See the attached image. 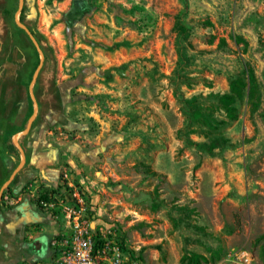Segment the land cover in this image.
<instances>
[{
  "label": "rangeland",
  "instance_id": "1",
  "mask_svg": "<svg viewBox=\"0 0 264 264\" xmlns=\"http://www.w3.org/2000/svg\"><path fill=\"white\" fill-rule=\"evenodd\" d=\"M19 2L0 0V255L5 213L62 221L79 197L127 264H264V0Z\"/></svg>",
  "mask_w": 264,
  "mask_h": 264
},
{
  "label": "built area",
  "instance_id": "2",
  "mask_svg": "<svg viewBox=\"0 0 264 264\" xmlns=\"http://www.w3.org/2000/svg\"><path fill=\"white\" fill-rule=\"evenodd\" d=\"M58 219L59 210L54 204H42ZM83 201L77 197L75 205L69 203L60 213L65 232L50 242L52 259L47 264H127V257L119 244L103 239L90 228L84 217ZM226 260L232 264H252V254L245 250H233Z\"/></svg>",
  "mask_w": 264,
  "mask_h": 264
},
{
  "label": "crops",
  "instance_id": "3",
  "mask_svg": "<svg viewBox=\"0 0 264 264\" xmlns=\"http://www.w3.org/2000/svg\"><path fill=\"white\" fill-rule=\"evenodd\" d=\"M51 156L40 164H47ZM6 232L0 264H47L52 259L50 242L65 232L63 221L26 204L18 213H5Z\"/></svg>",
  "mask_w": 264,
  "mask_h": 264
},
{
  "label": "water",
  "instance_id": "4",
  "mask_svg": "<svg viewBox=\"0 0 264 264\" xmlns=\"http://www.w3.org/2000/svg\"><path fill=\"white\" fill-rule=\"evenodd\" d=\"M19 1H20V2H19V8H18V12H17V14L20 12V10L22 9V6H23V0H19ZM17 14H16V17H15V22H16V24H17L18 26H20V28H22V29L26 32V34L29 36V38H30L31 41L33 42L35 48H36L37 51L40 53V55H41V59H43L42 52H41V50H40V48H39V46H38L36 40H35L34 37L31 35V33L29 32V30H28L23 24H21V23L18 21V19H17ZM41 65H42V61L40 62V65H39V67H38L37 70H36V74H35L34 80H35L36 75L38 74V72H39V70H40V68H41ZM30 96H31L32 100L34 101L35 99H34V96H33V93H32V91H31V89H30ZM35 111H37V106H36V104H35ZM32 122H33V117L30 118V120H29V122H28V127H27L26 130H24L22 133H27V132L29 131V128H30ZM17 136H18V135H15V136L13 137V140H12V141H13L14 145L20 150V152L23 153L22 150H21V148H20V146H19V144H18V142H17ZM14 176H15V172H14L12 178H11V179H10L5 185H4L3 188H5V187L7 186V184H9V182L13 179Z\"/></svg>",
  "mask_w": 264,
  "mask_h": 264
},
{
  "label": "trees",
  "instance_id": "5",
  "mask_svg": "<svg viewBox=\"0 0 264 264\" xmlns=\"http://www.w3.org/2000/svg\"><path fill=\"white\" fill-rule=\"evenodd\" d=\"M232 91L233 93L238 94V89L236 88V85L233 86ZM224 100H225V105L227 106L229 117L233 118L234 116L232 112L234 111V108L231 106L233 103V98L231 96H226Z\"/></svg>",
  "mask_w": 264,
  "mask_h": 264
}]
</instances>
